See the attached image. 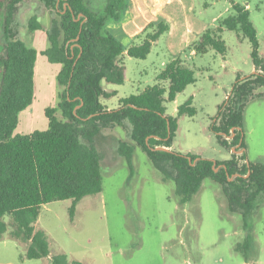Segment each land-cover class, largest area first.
I'll list each match as a JSON object with an SVG mask.
<instances>
[{
  "label": "rangeland",
  "instance_id": "obj_1",
  "mask_svg": "<svg viewBox=\"0 0 264 264\" xmlns=\"http://www.w3.org/2000/svg\"><path fill=\"white\" fill-rule=\"evenodd\" d=\"M183 3L182 11L164 20L171 31L159 37L146 59L125 55L124 83L104 81L105 90H117L118 94L101 101L109 108L118 107L120 98L157 83L166 65L180 57L194 69L196 82L166 103L167 113L177 116L178 107L190 97L197 112L179 118L171 149L213 160L230 159L235 152L240 159L239 151L218 142L212 126L218 120L220 107L229 104L227 100L238 75L245 79L256 70L252 43L243 33L224 29L225 54L211 48L204 55H196L192 45L204 30L217 27L234 14L233 4L239 3L250 11L258 32L259 53L264 59V0H183ZM104 5L105 1L94 0L93 6L101 12ZM172 6H176L174 1ZM5 15L0 18V58L5 51ZM33 16L42 24L41 29L30 28ZM13 25L18 38L39 51L35 99L20 112L14 130V134H27L47 129L46 110L58 107L60 101L63 87L58 82V73L62 65L50 62L42 54L50 47L47 33L60 28V16L41 0H23L15 8ZM112 25L109 23L108 29ZM120 40L125 46L132 44L127 38ZM2 67L0 61V84ZM163 83L169 86V82ZM55 114L64 120L59 108ZM244 128L249 161L264 163V87L256 88L249 98ZM130 131V123L125 122L104 127L95 137L102 157L103 189L82 198L73 217L71 199L42 206L34 225L36 230L45 231L50 256L28 258V244L11 238L10 225L8 232L0 236V264H51V257L57 254L66 255L69 262L78 260L83 264H264V193L246 220L242 210L231 207L222 186L208 177L192 201L182 207L174 181H166L162 172L172 173L170 164L165 160L155 163L132 140ZM121 142L133 146L132 163L119 152ZM5 220L11 224V216H5ZM248 233L253 246L245 249Z\"/></svg>",
  "mask_w": 264,
  "mask_h": 264
},
{
  "label": "trees",
  "instance_id": "obj_2",
  "mask_svg": "<svg viewBox=\"0 0 264 264\" xmlns=\"http://www.w3.org/2000/svg\"><path fill=\"white\" fill-rule=\"evenodd\" d=\"M22 1L0 0V18L6 13L5 51L0 58L3 65L0 84V236L8 232L11 225V238L28 244V258L49 257L47 235L42 229L36 230L34 225L42 206L71 199L70 215L73 217L82 198L102 191V157L95 145V137L104 127L125 122L131 125L132 140L155 163L165 160L170 164L173 172H162L166 181H174L180 206L191 202L203 180L209 177L222 186L231 207L242 210L247 220L258 197L264 193V163L247 162L244 110L254 90L264 87V59L259 53L257 29L246 6L234 3L235 13L224 18L217 27L204 30L192 45L196 55H204L211 48L225 54L227 46L222 33L229 29L247 36L253 48L251 56L256 70L245 79L238 75L227 100L229 104L220 107L218 120L212 126L221 145L230 150L238 146L237 151H244L240 159L233 152L230 159L213 160L171 149L179 118L194 116L197 112L190 97L178 107L177 116L167 113L166 103L174 101L189 84L196 82L194 69L182 58L172 59L158 75L157 83L142 92L120 98L118 107L109 108L101 101L103 97L118 94L117 90H105L104 81L124 83L125 55L146 59L154 42L169 27L164 21L152 22L138 42L125 46L109 31L108 24L124 18L129 0H106L103 12L92 9L87 0H41L60 16V28L47 33L50 47L42 54L50 62L62 65L58 82L63 90L58 107L46 110L47 129L14 134L20 112L35 99V68L39 54L36 48L18 38L13 25L15 8ZM42 27L37 16L30 19L32 30ZM163 82H169V86ZM58 108L64 120L56 116ZM133 149L126 142L119 146V152L131 163ZM217 167L219 170L216 171ZM5 216H11V224ZM252 246V236L248 233L243 247L249 249ZM51 264L83 263L69 262L66 255L57 254L51 257Z\"/></svg>",
  "mask_w": 264,
  "mask_h": 264
},
{
  "label": "crops",
  "instance_id": "obj_3",
  "mask_svg": "<svg viewBox=\"0 0 264 264\" xmlns=\"http://www.w3.org/2000/svg\"><path fill=\"white\" fill-rule=\"evenodd\" d=\"M100 1L102 3L104 1L106 2V0ZM173 1L176 3V6L170 7ZM87 2L92 9L97 10L93 6L94 0H87ZM184 8L183 0H129V8L124 18L120 22H110V24H114V26L112 25L109 31L119 39L120 37H124L132 43L138 42L140 40L139 36L143 35L150 23L164 21L170 17L173 18L174 15H177L179 10L182 11ZM168 13L170 15H168ZM169 31H171V29L168 27L165 33ZM156 42L157 41H155L154 44ZM190 44L191 43H189V45Z\"/></svg>",
  "mask_w": 264,
  "mask_h": 264
},
{
  "label": "water",
  "instance_id": "obj_4",
  "mask_svg": "<svg viewBox=\"0 0 264 264\" xmlns=\"http://www.w3.org/2000/svg\"><path fill=\"white\" fill-rule=\"evenodd\" d=\"M59 1V0H58ZM80 17V16H79ZM79 17L77 19H79ZM235 128L232 129V131L234 132ZM234 135V133H233ZM241 144V142L239 143V145ZM157 149H163V150H170L169 148L167 147H157ZM233 150H236L235 148ZM244 151L243 150H239L240 153H242ZM189 159L191 160V157H189ZM248 164H249V160H247ZM218 170V168H216V171Z\"/></svg>",
  "mask_w": 264,
  "mask_h": 264
}]
</instances>
